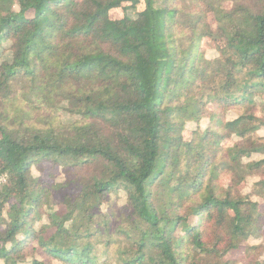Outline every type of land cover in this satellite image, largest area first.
Segmentation results:
<instances>
[{"label": "trees", "instance_id": "16d2710c", "mask_svg": "<svg viewBox=\"0 0 264 264\" xmlns=\"http://www.w3.org/2000/svg\"><path fill=\"white\" fill-rule=\"evenodd\" d=\"M0 175V264H264V0H0Z\"/></svg>", "mask_w": 264, "mask_h": 264}, {"label": "rangeland", "instance_id": "374dc122", "mask_svg": "<svg viewBox=\"0 0 264 264\" xmlns=\"http://www.w3.org/2000/svg\"><path fill=\"white\" fill-rule=\"evenodd\" d=\"M120 14H121V12H120V10L119 9H115V10H112L111 11V16L112 17H115V16H120ZM207 46H211V44L209 43V41L207 40ZM231 116H233L232 114H230L229 115V118H231ZM202 125H204L203 123H202ZM51 171V169H50V167H48V166H44V170L42 171V173H43V176H47V173L48 172H50ZM33 173L34 174H37V172L33 169ZM252 180V179H251ZM251 180H250V182H251ZM245 190H247V189H245ZM263 235H264V230H263ZM258 241V240H257ZM257 241H254V240H252V242L253 243H255V242H257ZM226 259H233V260H235L236 261V264H244V261L243 260H241V251H230L227 255H226Z\"/></svg>", "mask_w": 264, "mask_h": 264}, {"label": "built area", "instance_id": "2783aa9c", "mask_svg": "<svg viewBox=\"0 0 264 264\" xmlns=\"http://www.w3.org/2000/svg\"><path fill=\"white\" fill-rule=\"evenodd\" d=\"M5 180H6L5 175H0V182H5Z\"/></svg>", "mask_w": 264, "mask_h": 264}]
</instances>
